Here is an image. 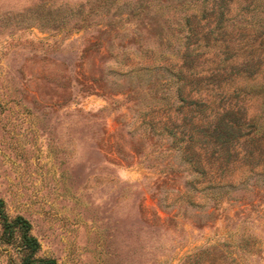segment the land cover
I'll use <instances>...</instances> for the list:
<instances>
[{"label": "rangeland", "instance_id": "rangeland-1", "mask_svg": "<svg viewBox=\"0 0 264 264\" xmlns=\"http://www.w3.org/2000/svg\"><path fill=\"white\" fill-rule=\"evenodd\" d=\"M263 27L264 0H0V199L38 259L264 264Z\"/></svg>", "mask_w": 264, "mask_h": 264}, {"label": "trees", "instance_id": "trees-1", "mask_svg": "<svg viewBox=\"0 0 264 264\" xmlns=\"http://www.w3.org/2000/svg\"><path fill=\"white\" fill-rule=\"evenodd\" d=\"M224 17V14L222 15ZM220 21V26L223 25L224 18ZM264 29V27H263ZM251 129H255L252 125ZM0 220L4 227L6 235L13 236L17 231L21 234V245L24 247V264H56L51 259H38L37 254L40 251L38 240L32 235V225L24 217H17L10 220L5 210V203L0 199Z\"/></svg>", "mask_w": 264, "mask_h": 264}]
</instances>
